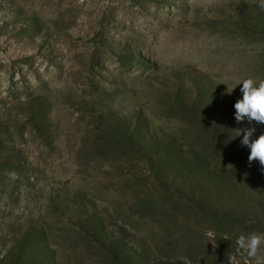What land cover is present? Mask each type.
<instances>
[{
    "label": "rangeland",
    "instance_id": "374dc122",
    "mask_svg": "<svg viewBox=\"0 0 264 264\" xmlns=\"http://www.w3.org/2000/svg\"><path fill=\"white\" fill-rule=\"evenodd\" d=\"M258 3L0 0V264H249Z\"/></svg>",
    "mask_w": 264,
    "mask_h": 264
},
{
    "label": "clouds",
    "instance_id": "9594fccd",
    "mask_svg": "<svg viewBox=\"0 0 264 264\" xmlns=\"http://www.w3.org/2000/svg\"><path fill=\"white\" fill-rule=\"evenodd\" d=\"M258 7L264 11V0H259ZM240 84H242L240 89L242 99L234 104L235 120L237 123L247 119L249 124L252 122L264 124V79L257 80L248 77L243 79ZM232 90L228 89V92L231 93ZM255 131V127L236 130L237 136L241 132L243 133L241 146L250 149L249 165L253 161H258L264 170V134L252 140ZM236 245L238 250L246 253L249 264H264V233H250L247 236L241 234L236 240ZM186 264H190V262L186 261ZM227 264H240V261L236 255H230L227 257Z\"/></svg>",
    "mask_w": 264,
    "mask_h": 264
}]
</instances>
